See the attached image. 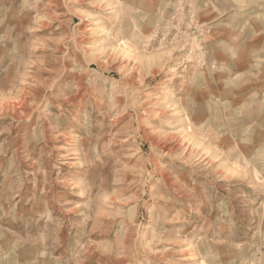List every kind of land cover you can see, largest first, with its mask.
<instances>
[{"label":"rangeland","instance_id":"rangeland-1","mask_svg":"<svg viewBox=\"0 0 264 264\" xmlns=\"http://www.w3.org/2000/svg\"><path fill=\"white\" fill-rule=\"evenodd\" d=\"M213 6L0 0V264H264Z\"/></svg>","mask_w":264,"mask_h":264},{"label":"crops","instance_id":"crops-1","mask_svg":"<svg viewBox=\"0 0 264 264\" xmlns=\"http://www.w3.org/2000/svg\"><path fill=\"white\" fill-rule=\"evenodd\" d=\"M213 1L216 40L212 45L218 61L212 102L217 110L244 116L247 122L237 125L248 128L247 142L262 144L264 157V0ZM257 201L258 207H264V193ZM252 224V232L264 236V208ZM32 252L26 248V254Z\"/></svg>","mask_w":264,"mask_h":264}]
</instances>
